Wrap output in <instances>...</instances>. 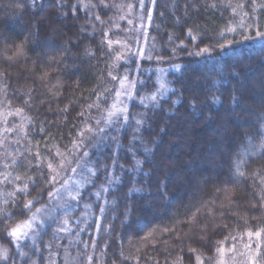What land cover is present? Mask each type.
I'll use <instances>...</instances> for the list:
<instances>
[{
    "label": "trees",
    "instance_id": "1",
    "mask_svg": "<svg viewBox=\"0 0 264 264\" xmlns=\"http://www.w3.org/2000/svg\"><path fill=\"white\" fill-rule=\"evenodd\" d=\"M56 2L57 0H0V33H6L20 41L35 29L36 21H41L43 27L40 30V39H53L56 43H63L69 37L75 39L76 37L72 34L78 33L82 24L90 25L84 29L85 32H91V25L95 24L97 29L101 27L104 30L112 29L115 35L118 34V37L113 35V39L121 38L119 34L121 31L118 33L114 27L115 19L110 18L108 12L102 13L95 8L99 0H63V3L68 5L66 8H57ZM17 3H22L24 7L18 9L10 6ZM145 3L148 9H153L152 22L145 35L151 49L150 55L155 59L165 60L169 67L170 64L183 66V70L179 73L172 68L167 72V81L171 88L176 90L175 94L170 96V100L181 97L179 104L173 107L169 100H165L162 107L156 110L155 115H153L152 103L148 104L147 109L136 102L130 106L131 117L133 114L146 115L145 125L139 132L144 144L135 141L132 143L135 146L136 159L144 161L141 166L143 172L151 169V177H145L143 173L137 174L136 171L131 174L124 172V183L108 185L109 191L97 200L94 193L97 191V186L101 184V180L96 179L95 185H90L87 181L92 177L83 174L84 187L79 190L82 196L79 199L82 200L80 203L83 205H90L88 210L90 218L86 219V224L84 225L85 219L80 217L84 213L82 208L78 207L67 213L59 209L56 211L58 214L53 215V221L45 224L43 230L37 231L39 235L36 236L34 246H28L33 244L32 240L23 245L21 242L17 245L20 250L16 252L15 244H9L6 240L0 239L1 243L7 244L11 249L12 264H55V259H58L60 264L66 251L72 254L76 251L82 253L86 263L87 257L91 256L89 264H194L195 255L201 253L205 257L215 255V242L229 236V231L236 237L245 231L242 221L237 225L234 219L224 221L217 219L216 223H227L231 228L212 236V244L208 249L185 238V234L190 233V229L194 230L203 226L205 223L203 219L191 226L184 223L176 224L177 231L172 232L170 236H161V229L164 226L172 228L174 221L182 222L191 216V212L185 215L186 209L183 207L190 202V195L186 189L200 180L201 172L207 174V170L213 168L217 161L222 159L221 150L227 151L229 145L234 146L232 151L237 148L241 153L248 150V141L241 143V136L243 133H249L251 136L252 129L249 124L264 114V40L259 38L241 40L237 36L236 39L240 42L230 46L226 51L216 48L200 58L188 57L186 49L178 50L173 57L171 49L182 40L189 48L192 47V41L184 36L189 28L194 29V34L201 29L206 30L209 36L224 28L233 18V8L241 3L246 4L242 12H247L248 19L255 21L260 25V30H264V8L258 6L264 4V0H255V4L253 0H156L155 4L152 0H145ZM74 4L78 5L75 19L72 11ZM253 7L255 11H252ZM144 11L147 10L144 9ZM237 11L241 10L237 9ZM58 12L67 13V19L57 18ZM89 13L93 16L100 15L105 23L101 25L99 22L90 20ZM236 19L239 20V16ZM73 24L74 27H64V25ZM243 34L255 36V30L252 29ZM170 35L173 36L171 42H169ZM228 38H231V34ZM99 39L98 35L97 41ZM125 39L124 35L123 40ZM209 42L204 40L199 46L202 47ZM89 44L92 42L84 37L81 48ZM99 55L97 52L96 56ZM34 56V52L29 53V57L34 58ZM68 63H74L79 68V71L70 79L64 75L62 66L57 64L34 68L31 59L28 61L21 59L11 67L0 64V73L7 71V76L0 77V132L5 142L2 147L7 150L0 168V208L4 207L8 194L22 188L24 184H29L31 194L21 197V203L37 196L40 188L33 187L28 179L31 177L35 180L39 175L35 160L37 151L39 150L44 157L46 172L48 162H53L54 166L59 164L61 158L57 157L55 161H52V155L60 151L68 156L65 149L71 148L72 137H75L77 133L75 126L82 123L74 117L96 100L95 95L90 93L95 89L103 91L105 88L113 87L110 77H106L103 61L83 58L76 61L70 60ZM152 63L155 65L157 62ZM226 64L234 66V69L230 72V68L225 67ZM81 76L84 77L82 80ZM144 76L147 75L144 73ZM144 76L140 78L143 79ZM147 77L153 81V75ZM78 80H80L79 84H77ZM33 81L36 83L34 84ZM9 83L11 87L8 86ZM14 88L19 91L13 93ZM33 89L35 91H32ZM152 89L141 88L140 92L148 94ZM233 95L238 100L237 104L232 103ZM215 97H219L221 102L211 103ZM24 101H28V105ZM193 103L197 105L196 108L191 107ZM66 106L69 107L70 114L66 116L51 114ZM17 109H23V112L17 114ZM166 109L171 111L166 114ZM172 112L175 114L173 115ZM98 113L93 111L92 115L97 116ZM138 117L141 118L140 115ZM65 119L67 123H64ZM41 125L45 126L44 132L39 130ZM9 128L12 130L8 131ZM122 132V143L127 148L133 132L128 127ZM45 137H51V139L46 140ZM262 140L264 137L256 136L253 143L258 145ZM144 146L152 150L147 156L143 153ZM92 151L99 154L105 149ZM232 151H228L229 157L232 156ZM120 155L123 156L120 163L124 165V168L132 167V157L123 151ZM70 157L68 156V159ZM29 160L32 161L31 168L28 167ZM246 160L247 163L242 171L248 179L243 184L228 187H236L239 190L241 216L248 214L258 218L264 213L260 211L247 213V206L255 202L251 198V193H258L264 187L261 183V180H264V155H251L246 157ZM103 163L111 166L112 160L106 159ZM109 170H114L118 176L121 175L118 167L114 169L110 167ZM18 176L20 180L16 179ZM100 176H104L103 171L100 172ZM132 176H137L136 187H143L150 191L147 196L139 199L137 210L130 217L134 227L125 222V227L121 228L123 217L113 218V212L124 211L127 201L121 200V197L133 186L130 183ZM165 178H167L171 195L168 202L162 203L159 201L155 185L157 181L165 180ZM190 181L192 184L189 183ZM254 183L255 186H253ZM48 191H52V188H48L41 194L27 215H31L44 206H48L49 210L46 211V215L44 211L43 217L53 213V204L48 198ZM132 195L135 199L136 194ZM105 198L115 201V205L105 203ZM207 199H209L207 194L195 193L192 196V203L197 204L198 201ZM147 201H153L151 206ZM102 204L106 209L105 212L100 210ZM192 211H195V208ZM204 211L206 212L207 209ZM68 218L71 219L68 224L74 230L68 234L59 232L64 236L61 240L54 230L58 228L62 220H68ZM77 218L80 219L79 222H75ZM97 219H99V226ZM82 225H84L83 232ZM150 231L152 236L144 239ZM211 231L212 222H209V232ZM191 234L193 238L204 235L195 231ZM177 236L180 239H177ZM73 239L78 241L71 249L69 245ZM93 239L96 241L95 245ZM230 240L229 236L227 242ZM190 248L198 250L192 255L191 261L188 258ZM181 257H183L182 260H180Z\"/></svg>",
    "mask_w": 264,
    "mask_h": 264
},
{
    "label": "snow or ice",
    "instance_id": "2",
    "mask_svg": "<svg viewBox=\"0 0 264 264\" xmlns=\"http://www.w3.org/2000/svg\"><path fill=\"white\" fill-rule=\"evenodd\" d=\"M139 2L141 8L147 10L148 21L149 24H151L153 9L147 8L145 0H139ZM152 2L155 4L156 0H152ZM253 4H255V0H253ZM10 6L18 9L24 7L22 3ZM230 6L231 5H229V7ZM258 6L264 8V4ZM56 7L66 8L68 5L63 3V0H57ZM77 7L78 5H72L74 19ZM111 7V5L105 4L104 0H99L98 4L95 5V8L102 13L111 10ZM129 7L131 8L132 6L129 5ZM213 7H215V5H213ZM244 7H246V4L241 3L238 4L236 8H233L232 20H230L224 28L213 32L210 36L206 33V30L203 29L197 31L196 34H194V29L192 28L186 30L184 36L186 39L192 41V47L189 48L187 43L182 40L180 44L175 45L171 49L173 57L176 56L178 50L184 51L185 49L187 50V56L190 58H200L204 54L214 51L216 48L224 49L226 51L230 46L240 42L236 39L237 36H239L241 40H254L257 38L264 40V30H260V25L255 21L248 19V13L242 12ZM237 9H240L241 11H237ZM252 11H255V7H253ZM67 15V13L58 12L57 18L67 19ZM237 16H239V20L236 19ZM89 19L99 22L101 25L105 23V21L101 20L100 15L93 16L89 13ZM121 19H123V17H121ZM35 23V29L20 41H17L6 33H0V64L11 67L17 64L21 59H24L25 61L31 59L34 68L37 66L42 67L57 64L62 66L64 75L70 79L73 74L79 71V68L74 63L69 64L68 61L82 60L83 58L89 60L96 59L98 62L103 61L105 63L106 77H110L113 87L105 88L103 91H100L99 89L93 90L90 94L95 95L96 100L88 104L86 109H82L76 114V117H74V119L81 120L82 123L75 126L77 128V133L75 137H72L71 148L65 149L68 156H71V160H69L68 156H65L64 153L57 151L52 155V161H55L57 157H60L59 164L54 166L53 162H48L46 165V172L44 157L38 150L35 160L36 171L39 175L35 180L28 177L33 187L40 188L37 196L21 203V197H27L31 194L29 191V184H24L22 188L15 189L12 193H9L8 198L5 200L4 207L0 208V239L6 240L9 244L16 245H19L22 241L32 240L33 244L28 245L29 247L35 245V239L39 233L35 230L36 227H38L36 214L32 213L31 215H27V213L31 212V207L34 202L41 197L43 192L47 191L48 188H52V191L47 192L49 200L61 197L63 193H67V195L73 200H76L78 197L82 198L79 191L73 194L68 190L67 180L61 182L60 177L62 169L71 167V165L75 164L77 167H72V172H80L82 175L87 174L91 176L92 178L87 181L90 185H95L96 179H100L101 184L97 186V191L94 193L97 200L100 199L101 195L109 191L108 185H121L124 183V172L131 174L133 171H136L137 174L143 173L145 177H151V169L148 172H143L141 166L144 161L136 159V150L132 143L135 141L142 145L144 144L139 132L145 125V114H139L141 118L134 120L136 128L133 129L132 138L127 148H125L122 143L123 135L121 132L124 124L127 123L130 125L133 122L129 105L126 103L128 99L139 97L140 105L144 106L146 109L148 108V105L145 104V101H151L153 115L156 114L157 109L162 107L165 100H169L173 107H175L182 99L181 97H178L176 100H170V96L174 95L176 90L165 88L162 84L157 91H153L149 95H144L140 92L141 88L146 90L149 88H156L157 83L151 81L150 77L144 76L143 69H141L140 76H131L132 63H136V67L140 68L139 61L141 58L148 60H152L153 58L151 55H145L144 48H133L131 46L133 41L131 36L127 34L132 30L118 29L119 31L126 33V43L122 44L121 39L112 38L113 35H115L112 29L104 30L102 27L97 29L95 24H92V31L85 32L84 29L90 25L82 24L80 25V31L72 34L76 37L75 39L69 37L63 43H56L53 39H40V30L41 27H43V24L41 21H36ZM129 23L131 24L132 22L129 21ZM69 26L74 27L75 25H64V27ZM252 29L255 30V36L243 34ZM241 30H243V32ZM141 31L145 32V35L147 34L146 29L136 30L137 41L139 39L138 33ZM229 34H231V38H228ZM98 35L100 36V39L97 41ZM29 37H31V39ZM84 37L91 41L92 44L86 45L82 49L81 45ZM172 39L173 36L170 35L169 42H171ZM204 40H209L210 42L200 47L199 44ZM121 48L125 50L122 51ZM37 49H39V51H37ZM30 52L35 53L34 58L29 57ZM97 52H99V56H96ZM156 62H160L159 58ZM170 67L177 73L183 70V66L179 64H170ZM225 67H229L230 72L234 69V66H229L227 64ZM121 69H123V72H121ZM25 71L28 70L25 69ZM157 71L163 70L157 69ZM4 76H7V71L0 73V77ZM141 76H144V78L141 79ZM129 77H131V79H129ZM83 78V76L80 77L81 80ZM79 82L80 80L77 81V84H79ZM116 82H119L118 87L115 86ZM33 83L35 84L36 81H33ZM8 86L11 87V84L9 83ZM160 89H163V91H160ZM133 90L135 91V95ZM18 91V89H13V93ZM32 91H35V89ZM113 99L115 100V103L112 104L111 108L107 109L106 116L96 117L92 115L93 111H105V108L102 107V105H108L109 101ZM219 102H221L219 97H215L211 100V103L213 104ZM24 103L28 105V101H24ZM232 103H238L235 95H233ZM191 107L196 108L197 105L193 103ZM169 111L171 110L166 109L165 113L167 114ZM22 112L23 109H17V114ZM51 114H65L66 116L67 114H70V109L66 106L63 109L51 112ZM172 114L174 115L175 113L172 112ZM64 123H67L66 119ZM249 127L252 129L251 136L249 133H243L241 136V143L245 140L248 141V150L243 153H241L238 148L232 151L234 147L232 145L228 146L227 151L221 150L220 155L222 159L217 161L213 168L207 170V174L201 172L199 181L194 184H192L191 181L189 182L192 186L186 189V191L190 195V202L188 205H183V207L186 209L185 215H187V212H191V216L182 222L174 221V226L172 228L164 226L161 229L162 237L170 236L172 232L177 231L176 224L184 223L191 226L197 224L203 219L205 220L203 226L194 230L190 229V233H186L185 238L192 240L193 243L200 244L202 248L208 249L212 244V236L218 235L220 232L231 228L227 223H216L215 221L217 219L221 221L234 219L237 225L242 221L245 231L239 235L241 240L243 237H247V243L243 244L245 249L244 252L237 253V237L232 235L231 231H229V236L233 242L230 248H225L224 246L229 239V236H225L222 241L215 242V255L209 257H205L202 253L195 255L194 264H228L224 259L226 251L229 253H237L242 257L241 260L237 261L235 256H233L231 264H264V215H261L258 218L248 214L241 216L239 211V190L236 187H228L229 185L243 184L244 181L248 179L242 171L243 166L247 163L246 157L256 154L264 155V140L258 145L253 143L256 136L264 137V114L258 116L256 121L249 124ZM7 130L11 131L12 129L9 128ZM39 130L40 132H44L45 126L41 125ZM33 131H35V129H33ZM161 131H164V129H161ZM45 139L48 140L51 139V137H45ZM153 143L155 144V141H153ZM101 145L104 146L105 151H102L99 154L92 151ZM257 149H259V152H257ZM121 151L132 157V167L125 169L124 165L120 163V160L123 159V156L120 155ZM150 151L152 150L148 149L146 146L143 147V153L145 156H147ZM228 151H232L231 157H229ZM106 159L112 160L111 166L103 163ZM32 166V161L29 160L28 167L31 168ZM110 167L112 169L117 167L120 168L121 175H116L114 170L110 171ZM101 171L104 172L103 177L100 176ZM165 177H167V174H165ZM16 179L20 180L21 178L18 176ZM136 182L137 176H132L130 183L133 186L128 189V192L123 193L121 197V200L127 201L124 205V211L121 213L113 212V218H119L120 216L123 217L120 225L121 228L125 227V222L132 224L130 217L132 216V213L137 210L139 199L147 196L150 191L143 187H136ZM261 183L264 184V180H261ZM57 184H60V187H57ZM245 186L247 187V185ZM253 186H255V183ZM80 187H82V185L77 182V188ZM155 188L159 201L162 203L168 202L171 194L168 190L167 178H165V180L157 181ZM195 193L201 195L207 194L209 199L198 201L197 204L199 206H197V204L192 203V196ZM132 194H136L135 199H133ZM251 198L255 202H252L247 206V213L256 211L264 213V187H262L258 193L252 192ZM152 202L153 201H147L149 206H151ZM105 203L115 205V201H109L107 198H105ZM61 207H63V205H61ZM84 207L87 209L90 205L85 204ZM193 208H195V211H192ZM204 209H207V211L205 212ZM100 210L101 212L106 211L103 204L100 206ZM40 211L46 212L47 209H37V212ZM209 222H212L211 232H209ZM67 224L68 220L65 219L58 228V231H68L66 227ZM97 224L99 226V219H97ZM132 226L134 227V224H132ZM153 231H155V229ZM193 231L203 233L204 235L193 238V235L191 234ZM151 236L152 232L150 231L146 234L144 239H148ZM177 239H180V237L177 236ZM93 244H96L95 239H93ZM45 247H48V245H45ZM197 251L198 250L195 248L189 249L188 258L190 261L192 260V255L197 253ZM21 254L23 255V253ZM8 256L9 252L7 249L0 251V259L7 260ZM91 259L92 257H89V260ZM182 259L183 257L180 258V260Z\"/></svg>",
    "mask_w": 264,
    "mask_h": 264
},
{
    "label": "rangeland",
    "instance_id": "3",
    "mask_svg": "<svg viewBox=\"0 0 264 264\" xmlns=\"http://www.w3.org/2000/svg\"><path fill=\"white\" fill-rule=\"evenodd\" d=\"M105 4L107 5H111V10L107 11L109 13V17L112 19H115L113 22H115V28L117 29L118 33L119 30L122 29H130L132 30L130 33H128L127 35H130L132 38V47L133 48H144L145 49V55H150L151 54V49L149 47V44L147 43V40L145 38V32L141 31L138 33L139 39L137 41L136 37H137V32L136 30L138 29H146L148 31V26H149V21H148V15H147V11H144L143 8H141L140 2L139 0H104ZM129 5H131L132 7L130 8ZM152 5V4H151ZM152 9V8H150ZM144 11V12H143ZM121 17H123V19H121ZM129 21H131L132 23L130 24ZM120 37L119 39H121L122 44L126 43V39H124V35L126 36V33L121 31L120 33ZM124 34V35H123ZM116 37H118V34L115 35ZM125 49L122 48V51H124ZM154 59V61H153ZM160 62L157 64H153L152 62H156L157 59L152 58V60H148L145 58H141L139 63H140V68L136 67V63H132V71H131V76L135 77V76H140L141 73V69L144 70V73L147 76L153 75V81H155L157 83V87L153 88L151 92L153 91H157V89H159V86L162 84L165 88H171V86L169 85L168 81H167V72L169 70H171V67H169L165 60L163 59H159ZM146 64H145V63ZM157 69H162L163 71H157ZM123 72V69L122 71ZM129 79H131V77H129ZM115 86H119V82H116ZM134 91V90H133ZM160 91H163V89H160ZM144 94V95H149L151 94ZM143 94V93H142ZM134 95H135V91H134ZM114 96V93H113ZM137 103L138 105H140L139 103V97H136L135 99H128L126 101V103L129 105V108L131 106L132 103ZM115 103V100H110L108 105L106 106H102L105 108V111L103 112H99L98 115L96 117H104L107 115V109L111 108L112 104ZM152 103L151 101L146 100L145 104H150ZM142 106V105H140ZM122 107V106H121ZM144 107V106H142ZM139 115H134L131 117V119L133 120V122L129 125L127 123L124 124L123 129L125 128H130L131 131L133 132V129L136 128V125H133L134 120L135 119H139L138 117ZM122 119V116H121ZM3 120V119H2ZM135 124V123H134ZM122 129V130H123ZM2 131V130H1ZM3 132V131H2ZM121 134H123V132H121ZM132 138V137H131ZM4 136H2V133L0 132V168L3 165V157L6 155L7 150L5 148H3L2 146L5 144V142L3 141ZM104 148L103 145L99 146L98 148H96V150L102 149ZM69 160H71V157L69 158ZM72 167H77L75 164L71 165V167H66L64 169L61 170V182L63 180H67L68 181V190L71 191L73 194H75L77 191H79L81 188H83V175L81 176L80 172H76L73 173L71 168ZM82 177V178H81ZM77 182H79L82 187L77 188ZM57 187H60V185L58 184ZM95 196V195H94ZM51 203L53 204V213H48V217H43L44 215V211H40V212H33L36 214L37 216V224L38 227H36V231L39 230H43L45 224L50 223L51 221H53L54 217L53 215L55 214V216L58 214V212H56L57 210H61L63 213L65 210V213H67L70 210H74L76 208H82L83 212L82 215H80L81 218L83 219H89L90 215L88 213V210L90 209L89 207L86 209L84 207V205L82 203H80L82 200L79 199V197L76 200H73L71 197H69L67 195V193H63V195L61 197H56L53 200H50ZM61 205H63V207H61ZM39 208V207H38ZM48 209V206H44V207H40L39 209ZM49 212V211H48ZM47 214V212H45V215ZM50 214V215H49ZM69 220H71L70 218H68V222ZM64 220H62L63 222ZM80 219H76L75 222H79ZM87 222V221H86ZM86 222L84 223V225L86 224ZM62 223L59 224L58 228L60 227ZM84 225H82V229L81 231H84ZM68 231H65L63 233L68 234L70 232H72L74 229L70 227L69 224L66 225ZM58 228H56L55 233L58 235L59 239H63V233H59L60 231H58ZM78 232V231H77ZM55 234V236H56ZM79 234V232H78ZM79 239V237H78ZM232 240V239H231ZM227 242V245H225V248H230L232 246V241ZM78 240H72L71 244L69 245L71 247V249L73 247H75L76 243ZM27 242H29V240L27 241H22V245L26 244ZM247 243V237H243V239L241 240L240 236L237 237V253L240 252H244L245 249L243 247V244ZM21 244V243H20ZM19 244V245H20ZM16 252H18L20 249H18L17 245H14ZM4 249H7L9 252V256L7 260L4 259H0V264H12L11 263V249L8 247L7 244H3L0 241V251H3ZM66 255L64 254L62 260L60 261V264H89L91 260H89V257H87V263L84 262L83 260V256L82 253L76 251L75 254L70 253L69 251L65 252ZM237 253H229V252H225L224 254V259L225 261L228 262V264H231L232 258L233 256H235V259L237 261L241 260L242 257L239 256ZM55 264H58V259H55Z\"/></svg>",
    "mask_w": 264,
    "mask_h": 264
}]
</instances>
